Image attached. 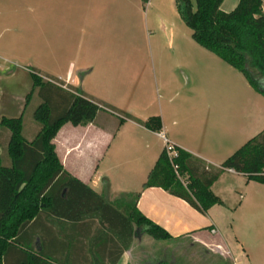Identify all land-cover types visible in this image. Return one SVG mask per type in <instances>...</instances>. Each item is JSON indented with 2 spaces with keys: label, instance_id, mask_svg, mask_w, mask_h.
Wrapping results in <instances>:
<instances>
[{
  "label": "crops",
  "instance_id": "crops-1",
  "mask_svg": "<svg viewBox=\"0 0 264 264\" xmlns=\"http://www.w3.org/2000/svg\"><path fill=\"white\" fill-rule=\"evenodd\" d=\"M123 1L128 0H0V65L16 62L24 66L28 77L35 70L45 80L63 82L142 122L150 115L159 116L161 132L152 133L132 121L120 125L108 111L99 112L86 127H61L52 144L64 171L109 204L116 206L127 196L139 194L137 211L173 239L191 241L213 255L229 258L221 225L228 216L234 224L242 214L248 224L264 213V185L224 171L211 187L222 205L205 214L159 188L142 190V185L164 149L160 134L174 147L218 167L249 139L264 132V97L240 74L244 82L237 81L241 106L235 119L228 100L234 93L233 73L193 42L180 47L172 62L153 59L164 105L154 113H132L129 106H142L143 98L138 91L132 94L127 82L121 80V44L115 33L122 26L123 12L138 15V6L132 3L123 11ZM152 1L144 6L143 14L151 9ZM237 4L238 0H223L220 10L230 13ZM261 9L264 12V0ZM139 81L134 75L135 86ZM1 95L0 90V103ZM15 98L9 97L11 106H15ZM18 102L15 112L20 117L24 103ZM32 128L35 135L38 126ZM62 237H52L47 246L66 264H141L134 253L137 235L123 253L122 242L127 237L72 232ZM35 244L38 247V239Z\"/></svg>",
  "mask_w": 264,
  "mask_h": 264
},
{
  "label": "trees",
  "instance_id": "trees-1",
  "mask_svg": "<svg viewBox=\"0 0 264 264\" xmlns=\"http://www.w3.org/2000/svg\"><path fill=\"white\" fill-rule=\"evenodd\" d=\"M148 1L141 0L143 8ZM193 1L194 11L190 0H175L192 41L241 74L264 97L261 0H238L230 13L220 10L223 0ZM38 75L35 70L30 73L29 95L35 94L40 100L32 114L38 126L32 140H27L23 133L22 115L0 119V264H66L48 250L47 242L58 236L63 240L62 235L71 232L127 237L120 253L129 248L136 235L159 242L175 241L137 211L139 194L118 201L120 208L109 204L64 171L52 144L64 125L86 127L103 111L115 116L120 125L132 121L152 133L161 132L160 117L139 121L63 82ZM174 148L173 158H169L165 149L161 151L142 190L159 188L205 214L222 205L211 187L224 171H233L247 181L264 185V132L249 139L218 167ZM176 174L184 179L185 186Z\"/></svg>",
  "mask_w": 264,
  "mask_h": 264
},
{
  "label": "rangeland",
  "instance_id": "rangeland-1",
  "mask_svg": "<svg viewBox=\"0 0 264 264\" xmlns=\"http://www.w3.org/2000/svg\"><path fill=\"white\" fill-rule=\"evenodd\" d=\"M190 2L194 11V1L190 0ZM132 3H136L138 6V15L123 12L122 26L115 33L121 44L118 55L121 80L127 82L128 89L132 94L138 91L143 98L142 106L133 105L128 109L134 114H149L157 112L160 105H164L159 90L161 83L160 81L156 83L153 73V59L160 57L166 62H172L176 60L179 48L192 44L193 41L191 31L185 26L176 10L175 0H153L151 9L145 14H143V5L140 0L123 1V11L129 10ZM202 52L233 73L235 78L234 93L233 97L228 100L235 110V119L238 118L241 94L237 81L244 82L243 78L224 63H220L211 54L206 51ZM11 63L14 64L0 65V90L2 91L0 115H4L6 118L19 117L15 109L17 110L18 101L22 100L24 104L20 114L25 126L23 133L27 139H31L35 132L32 126L37 125L32 114L40 104V100L35 94L29 95L32 80L22 69L24 66L13 61ZM134 75L140 78L138 86L133 83ZM180 78L185 83V79L182 76ZM9 97H16L15 106H11ZM3 146L5 144H2ZM115 207L120 208V205L117 204ZM237 213L239 214V211ZM241 215L234 224L229 220L231 216H228V220L221 225L223 246L230 251L229 258L221 257V260L219 255H213L191 241L159 242L148 236L139 235L138 247L134 252L136 259L141 264H146V261L151 264H157V262L166 264H264V213L258 218H253L254 220L248 224H245L244 217Z\"/></svg>",
  "mask_w": 264,
  "mask_h": 264
},
{
  "label": "built area",
  "instance_id": "built-area-1",
  "mask_svg": "<svg viewBox=\"0 0 264 264\" xmlns=\"http://www.w3.org/2000/svg\"><path fill=\"white\" fill-rule=\"evenodd\" d=\"M160 138L163 140L164 149H165L167 155L169 156V158L176 157V150H175L174 146L171 145L162 134H160ZM177 177L181 181V183L185 186L186 183H185L184 179L180 178L178 175H177Z\"/></svg>",
  "mask_w": 264,
  "mask_h": 264
}]
</instances>
